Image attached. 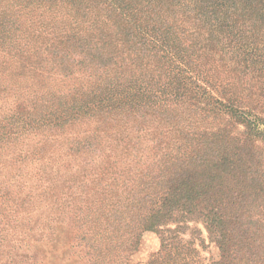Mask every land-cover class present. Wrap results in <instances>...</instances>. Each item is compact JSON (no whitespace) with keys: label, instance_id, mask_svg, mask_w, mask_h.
Returning a JSON list of instances; mask_svg holds the SVG:
<instances>
[{"label":"trees","instance_id":"trees-1","mask_svg":"<svg viewBox=\"0 0 264 264\" xmlns=\"http://www.w3.org/2000/svg\"><path fill=\"white\" fill-rule=\"evenodd\" d=\"M190 222L264 264V0H0V264L63 230L72 264L149 231L203 264Z\"/></svg>","mask_w":264,"mask_h":264},{"label":"rangeland","instance_id":"rangeland-1","mask_svg":"<svg viewBox=\"0 0 264 264\" xmlns=\"http://www.w3.org/2000/svg\"><path fill=\"white\" fill-rule=\"evenodd\" d=\"M192 230L196 227L202 231L206 237L207 248L203 249L199 244L203 264H210L212 257L216 256L217 249L212 245L208 238V231L202 222H190ZM190 231V230H189ZM190 233L184 234L186 239L190 238ZM70 235L64 230L57 236L53 242H44L40 244L39 250L43 257V264H72L70 256ZM161 250L160 234L157 231L146 232L141 240L137 250L131 256L130 264H150Z\"/></svg>","mask_w":264,"mask_h":264}]
</instances>
